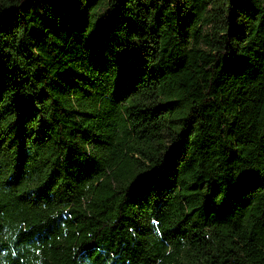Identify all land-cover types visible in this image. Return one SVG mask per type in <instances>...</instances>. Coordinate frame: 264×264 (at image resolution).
I'll list each match as a JSON object with an SVG mask.
<instances>
[{
  "label": "trees",
  "instance_id": "trees-1",
  "mask_svg": "<svg viewBox=\"0 0 264 264\" xmlns=\"http://www.w3.org/2000/svg\"><path fill=\"white\" fill-rule=\"evenodd\" d=\"M0 264H264V0H0Z\"/></svg>",
  "mask_w": 264,
  "mask_h": 264
}]
</instances>
